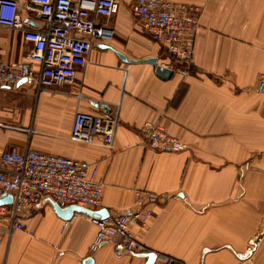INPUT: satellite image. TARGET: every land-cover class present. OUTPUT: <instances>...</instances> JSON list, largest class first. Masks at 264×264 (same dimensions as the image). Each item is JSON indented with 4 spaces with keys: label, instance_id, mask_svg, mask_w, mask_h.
<instances>
[{
    "label": "crops",
    "instance_id": "1",
    "mask_svg": "<svg viewBox=\"0 0 264 264\" xmlns=\"http://www.w3.org/2000/svg\"><path fill=\"white\" fill-rule=\"evenodd\" d=\"M132 1L96 17L112 38L92 40L73 84L0 86V151L30 149L95 165L104 184L96 211H152L147 227L131 234L156 255L155 264H264V0H171L199 9V29L190 74L167 80L149 64L130 62L169 63L131 15ZM29 49L20 32L0 27L8 67L37 70ZM102 110L119 120L112 147L70 140L76 112ZM147 121L187 149H148L139 131ZM148 194L159 199L148 201ZM75 214L57 215L43 197L18 209L23 230L0 216V264L147 263L144 254H117L110 244L89 253L96 228Z\"/></svg>",
    "mask_w": 264,
    "mask_h": 264
},
{
    "label": "built area",
    "instance_id": "2",
    "mask_svg": "<svg viewBox=\"0 0 264 264\" xmlns=\"http://www.w3.org/2000/svg\"><path fill=\"white\" fill-rule=\"evenodd\" d=\"M0 0V27L20 32L30 44L27 60L37 70H13L0 57V86L15 88L27 83L36 88L71 85L76 69L83 67L92 40L109 41L112 31L98 26L96 17H111L120 0ZM131 15L169 57L164 68L186 78L193 66L194 43L199 29V9L171 0H133ZM117 115L102 110L92 115L76 112L70 140L85 145L100 142L112 147L118 128ZM140 134L148 149L160 153H179L187 145L150 121ZM104 184L95 165L66 157L12 147L0 151V197L10 195L11 204L0 205V216L8 217L10 229L23 230L18 209H29L43 197H50L60 208L77 206L91 211L101 207ZM148 201L158 200L146 195ZM84 216L96 233L89 245L93 254L103 245H112L117 254H145L147 250L131 234V229L147 227L152 211L94 218ZM169 264L168 258L162 259Z\"/></svg>",
    "mask_w": 264,
    "mask_h": 264
},
{
    "label": "water",
    "instance_id": "3",
    "mask_svg": "<svg viewBox=\"0 0 264 264\" xmlns=\"http://www.w3.org/2000/svg\"><path fill=\"white\" fill-rule=\"evenodd\" d=\"M124 60V58H122ZM133 63H143V64H149L155 69L156 76L161 79V80H167L170 79L173 75V72L169 69H166L162 66L157 65V59L156 58H148L145 60L141 61H130ZM23 83L25 81H22ZM12 198L10 195L7 196H2L0 197V205H6V204H11ZM53 208L54 211L57 213V215L65 216L68 214L70 217L73 215V213H80L84 214L90 217L94 218H103L106 217V214L104 211H91L85 208L77 207V206H70L68 208H60L57 203L53 201ZM145 258H147V263L146 264H155L156 261V255L153 253H148L143 255ZM91 262V260H87V262ZM169 264H181L180 262L173 261Z\"/></svg>",
    "mask_w": 264,
    "mask_h": 264
}]
</instances>
